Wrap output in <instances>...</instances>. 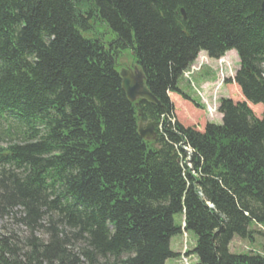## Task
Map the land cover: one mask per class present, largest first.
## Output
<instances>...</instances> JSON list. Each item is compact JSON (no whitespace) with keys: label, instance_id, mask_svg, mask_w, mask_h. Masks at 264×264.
I'll use <instances>...</instances> for the list:
<instances>
[{"label":"trees","instance_id":"obj_1","mask_svg":"<svg viewBox=\"0 0 264 264\" xmlns=\"http://www.w3.org/2000/svg\"><path fill=\"white\" fill-rule=\"evenodd\" d=\"M263 1L0 0V264H166L185 232L196 264H264L230 251L264 226ZM122 52L160 105L128 100ZM230 52L222 124L185 126V72Z\"/></svg>","mask_w":264,"mask_h":264},{"label":"rangeland","instance_id":"obj_2","mask_svg":"<svg viewBox=\"0 0 264 264\" xmlns=\"http://www.w3.org/2000/svg\"><path fill=\"white\" fill-rule=\"evenodd\" d=\"M239 67V58L234 52L220 60H212L206 54H200L197 61L185 72L180 82V88L197 104L194 106L198 111L192 107V104L191 106L179 98L174 101V96L172 97L181 123L191 127H200L197 125L199 121H203L202 127L203 123L204 125L207 123L222 124V115L219 113L220 101L224 98L230 99L233 92L237 91L233 81ZM134 68L139 69L131 54L129 52L120 53L117 61L118 71L133 70ZM183 220L182 216H176V225H182ZM2 225L3 223H0V233L3 232ZM7 228L13 231H23L21 226L11 220L7 224ZM251 230L255 232L252 241L234 238L230 245L232 253H264V226L252 225ZM195 242L196 237L192 233L185 232L183 235L174 237L171 241V249L180 257L170 259L166 264H196L195 257L190 254L195 247Z\"/></svg>","mask_w":264,"mask_h":264},{"label":"water","instance_id":"obj_3","mask_svg":"<svg viewBox=\"0 0 264 264\" xmlns=\"http://www.w3.org/2000/svg\"><path fill=\"white\" fill-rule=\"evenodd\" d=\"M109 6H111L110 0H106ZM261 9L264 10V1L261 5ZM181 14L186 19L184 10H181ZM122 79V89L125 92L128 100L130 102H136L138 100H145L154 105H160L159 101L150 93L146 84L145 76L142 70L134 68L133 70H127L120 72ZM264 85V81L262 82ZM139 124V133L143 140L146 141H156L158 139V134L156 133V124L148 123Z\"/></svg>","mask_w":264,"mask_h":264},{"label":"crops","instance_id":"obj_4","mask_svg":"<svg viewBox=\"0 0 264 264\" xmlns=\"http://www.w3.org/2000/svg\"><path fill=\"white\" fill-rule=\"evenodd\" d=\"M202 54H205V53H202Z\"/></svg>","mask_w":264,"mask_h":264}]
</instances>
